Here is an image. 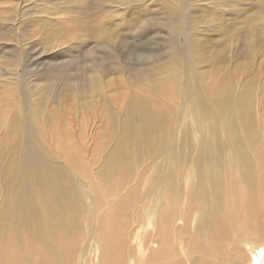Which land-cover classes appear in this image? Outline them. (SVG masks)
I'll return each mask as SVG.
<instances>
[{"label": "bare ground", "instance_id": "bare-ground-1", "mask_svg": "<svg viewBox=\"0 0 264 264\" xmlns=\"http://www.w3.org/2000/svg\"><path fill=\"white\" fill-rule=\"evenodd\" d=\"M169 49L149 80L169 102L132 101L94 169L70 135L57 161L23 126L0 135V264H251L264 250V79L236 93L215 61L194 71Z\"/></svg>", "mask_w": 264, "mask_h": 264}, {"label": "rangeland", "instance_id": "rangeland-1", "mask_svg": "<svg viewBox=\"0 0 264 264\" xmlns=\"http://www.w3.org/2000/svg\"><path fill=\"white\" fill-rule=\"evenodd\" d=\"M174 14L183 21L171 35ZM170 43L183 47L194 71L215 61L234 92L251 79L250 93L258 94L264 0H0V135L23 126L36 151L43 156L44 144L54 160L66 148L52 145L70 135L85 172L94 169L101 160L91 165V153L109 150L107 135L119 137L132 101L169 102L149 80L160 74ZM183 70L180 62L172 76ZM250 257L264 264V250Z\"/></svg>", "mask_w": 264, "mask_h": 264}]
</instances>
